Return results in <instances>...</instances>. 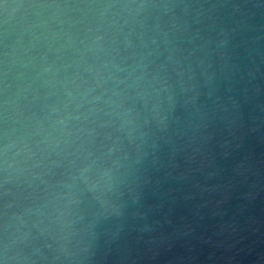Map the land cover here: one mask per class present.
Segmentation results:
<instances>
[{"label": "water", "instance_id": "95a60500", "mask_svg": "<svg viewBox=\"0 0 264 264\" xmlns=\"http://www.w3.org/2000/svg\"><path fill=\"white\" fill-rule=\"evenodd\" d=\"M0 264H264V0H0Z\"/></svg>", "mask_w": 264, "mask_h": 264}]
</instances>
